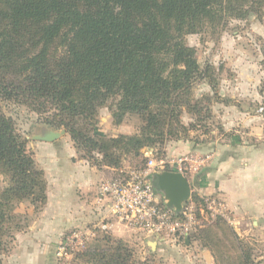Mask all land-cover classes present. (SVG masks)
Instances as JSON below:
<instances>
[{
	"label": "trees",
	"instance_id": "obj_1",
	"mask_svg": "<svg viewBox=\"0 0 264 264\" xmlns=\"http://www.w3.org/2000/svg\"><path fill=\"white\" fill-rule=\"evenodd\" d=\"M263 6L264 0H0V102L24 105L116 166L115 151L185 135L183 109L198 120L209 113L192 90L200 80L215 89L212 67L199 64L184 36L259 14ZM108 102L116 123L127 114L142 121L138 133L114 137L112 150L80 126L96 125L97 109ZM0 174L7 177L0 190L2 248L14 205L44 204L46 181L1 106ZM105 233L77 253L82 264H145L124 240ZM243 254L248 264L250 253Z\"/></svg>",
	"mask_w": 264,
	"mask_h": 264
},
{
	"label": "rangeland",
	"instance_id": "obj_2",
	"mask_svg": "<svg viewBox=\"0 0 264 264\" xmlns=\"http://www.w3.org/2000/svg\"><path fill=\"white\" fill-rule=\"evenodd\" d=\"M184 42L193 50L201 66L212 67L210 73L215 89L206 80H200L192 90L193 99L201 101L209 113L198 120L196 115L183 109L180 122L187 129L185 135L180 133L178 138L169 137L161 144L143 147L137 152L115 151L119 155L116 166L103 163V152H89L79 147L66 131L51 142L33 139V135L42 133L45 128L55 131L64 128L46 123L43 116L24 105L0 102L3 112L13 119L17 131L26 139V151L32 155L36 167L43 171L46 181L44 204L36 206L31 199H24L14 205L15 217L0 247V264H82L77 253L105 232L124 240L134 258L145 264H204L200 250L208 252L212 264H244V252L250 253L248 264H264L263 218L259 224L262 228L249 221L246 225L249 230L243 232L242 225L236 223V215L227 209L220 195L198 194L191 185L196 174L213 161L214 152L215 158L221 152L217 153L220 145L235 143L240 136H244L237 140L240 144L245 141L246 144L264 145V6L259 14L250 13L244 19H229L218 28L207 27L186 34ZM110 104L97 109L96 125H80L87 136L97 140L106 150H112L114 137L136 134L142 124L138 116L131 114L116 123ZM244 117L253 119L254 124H245L241 121ZM249 131L262 133V136L256 138L247 134ZM150 160L155 163L152 171L180 172L190 183L191 194L182 203L193 217L186 238L170 236L158 242L115 219L114 228L101 230L96 214L92 217L89 213L83 222L70 224L59 232L53 227L41 226L46 224V216L51 224L54 222L62 179L71 202L80 196L85 200L86 191L82 193L77 175L100 172L103 178H127L145 170ZM47 179L51 182L49 187ZM6 184L7 177L0 174V190ZM235 223L237 225H233ZM75 231L85 239L84 246L79 251L68 248L59 254L60 243Z\"/></svg>",
	"mask_w": 264,
	"mask_h": 264
},
{
	"label": "crops",
	"instance_id": "obj_3",
	"mask_svg": "<svg viewBox=\"0 0 264 264\" xmlns=\"http://www.w3.org/2000/svg\"><path fill=\"white\" fill-rule=\"evenodd\" d=\"M241 121L250 126L254 124V120L249 117H244ZM247 134L254 135L256 138L262 136V133L254 131H249ZM243 138L244 136H240L239 139ZM235 139L236 137H234ZM239 139H236V142L232 144L220 145L217 153L221 152L216 158L214 152L213 161L204 166L198 175L196 174L191 185L198 194L220 195L224 199L227 209L236 215V223L239 226L242 225L241 231L246 232L249 230L246 226L249 221L253 226L263 227L259 224L262 218L264 220V145L246 144L245 141L240 144L237 141ZM101 179L103 177L100 172L77 175L76 180L79 181L82 193L86 191V198L81 200L82 196L76 197L72 202L69 198L70 195L66 194V184L62 179L57 194L56 211L53 209L56 213L54 222L51 224L46 216V224H41V226H45V229L53 227L59 232L70 224L86 220L87 213L92 217L96 214L97 221L100 220L107 212L106 204H96L95 199L97 184ZM149 179L151 180V175ZM47 180L49 181V179ZM49 183L51 182L47 183V187H49ZM74 211L77 212V215ZM109 223L111 228H114V220L110 219ZM236 223L233 225H237ZM200 254L204 257L206 264H212L207 251L200 250ZM193 255H196V252Z\"/></svg>",
	"mask_w": 264,
	"mask_h": 264
},
{
	"label": "built area",
	"instance_id": "obj_4",
	"mask_svg": "<svg viewBox=\"0 0 264 264\" xmlns=\"http://www.w3.org/2000/svg\"><path fill=\"white\" fill-rule=\"evenodd\" d=\"M155 166L150 160L146 169L127 178H103L97 184L96 204H106L107 212L97 223L99 229L111 228L110 219L135 228L158 242L168 237L186 238L192 226V215L186 207L175 209L167 205L149 179ZM196 169V168H195ZM180 170V168H178ZM89 233V232H88ZM85 239L75 231L58 247L59 254L68 248L81 250Z\"/></svg>",
	"mask_w": 264,
	"mask_h": 264
},
{
	"label": "water",
	"instance_id": "obj_5",
	"mask_svg": "<svg viewBox=\"0 0 264 264\" xmlns=\"http://www.w3.org/2000/svg\"><path fill=\"white\" fill-rule=\"evenodd\" d=\"M65 129L55 131L50 128L43 129L42 133L33 135L32 138L38 141L51 142L59 138ZM151 180L156 191L166 200L170 207L180 209L182 203L187 200L191 194L190 183L180 172L161 171L151 175Z\"/></svg>",
	"mask_w": 264,
	"mask_h": 264
}]
</instances>
